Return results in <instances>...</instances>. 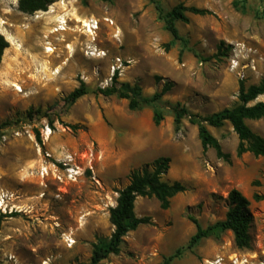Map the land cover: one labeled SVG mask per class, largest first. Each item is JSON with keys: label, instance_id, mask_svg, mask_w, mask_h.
Wrapping results in <instances>:
<instances>
[{"label": "rangeland", "instance_id": "obj_1", "mask_svg": "<svg viewBox=\"0 0 264 264\" xmlns=\"http://www.w3.org/2000/svg\"><path fill=\"white\" fill-rule=\"evenodd\" d=\"M17 1L0 0V34L9 44L0 64V190L13 194L16 205L0 213V264H88L92 243L113 231L109 208L131 171L161 156L170 158L162 179L179 181L186 190L174 195L167 209L153 196L136 197L135 215L150 222L128 232L120 253L99 264H160L177 248L182 253L170 264H207L217 257L222 264H262L264 199L253 195L264 196V156H236L237 136L226 123L208 127L230 154V161L218 159L212 148L203 153L197 128L187 119L175 132L167 109L154 125L151 107L132 111L127 100L95 90L109 86L118 71L119 82L138 84L146 96L171 82L163 99L181 102L192 113L233 106L239 81L249 86L264 79V0H247L244 10L235 0H159L165 11L183 3L212 12L175 22L188 47L203 57L215 54L221 42L230 46L226 56L206 62L179 40L172 42L148 0H55L33 14L19 11ZM78 18L97 20V29L87 32ZM234 54L239 65L232 69ZM116 58L124 66L112 71ZM81 81L89 92L64 105ZM258 101L264 102V95L252 103ZM246 123L264 137L263 120ZM45 125L52 133L42 144L36 136ZM42 165L48 167L44 176ZM54 168L61 180L51 173ZM69 169L76 172L72 178ZM232 188L250 201L252 248L238 249L230 231L186 248L195 231L187 215L203 227L223 219Z\"/></svg>", "mask_w": 264, "mask_h": 264}, {"label": "trees", "instance_id": "obj_2", "mask_svg": "<svg viewBox=\"0 0 264 264\" xmlns=\"http://www.w3.org/2000/svg\"><path fill=\"white\" fill-rule=\"evenodd\" d=\"M55 0H18V10L25 14H33L37 11H46ZM83 4L86 0H80ZM102 2L111 3L112 0H100ZM153 4L157 18L164 23V28L172 36V42L179 40L182 48L192 51L194 56L200 62H206L212 58L226 56L230 46H225L221 42L216 47V53L211 56L203 57L193 49L188 47V41L179 35L175 25L176 21L188 23V14L192 15H211L212 12L206 8L196 6H186L178 3L170 10L165 11L159 0H148ZM247 0H235L233 4L244 10ZM264 17V13L262 15ZM8 41L0 34V64L4 50L8 47ZM156 82L161 78L154 77ZM172 83L165 81L159 91L146 96L142 93L138 84H129L127 82L118 81V71H114L111 76L109 86L97 88L95 93L105 97L115 96L118 99L127 100L129 110H138L149 106L152 109V122L159 125L164 119L163 109H167L173 118V129L179 132L183 125V120L187 119L197 128L198 138L203 153L209 148L215 152L218 159L230 161V154L222 150L219 141L210 133L208 127L220 128L226 123L232 128L237 136V145L235 149L236 156L244 153H251L254 157L264 156V137L253 132L247 125V120H263L264 121V102H254L260 95H264V79L256 85L245 86L243 81L238 82V101L231 107L213 112L208 115H200L192 113L181 102H169L163 99L164 95L170 91ZM89 92L86 84L81 81L69 94L63 98L66 106L73 105L79 98ZM30 113V112H29ZM37 139L40 140L38 132ZM170 165L169 157H157L151 163L135 168L129 175V183L118 191L115 205L109 208V220L113 226V231L109 237H97L92 243L91 256L88 264H99L109 255H118L121 251V244L128 232L135 230L141 224L150 222L148 217H137L134 211V201L138 196L155 197L159 202L161 209H167L170 205V199L186 190L184 184L179 181L168 183L162 179L167 174ZM254 200H262L264 196L254 194ZM228 208L224 218L203 227L199 220L188 214V219L195 227L194 233L190 236L186 248L192 249L197 246L202 239L219 238L224 231H231L233 241L238 249L250 250L252 248V237L250 228L253 221V215L250 210L249 199L236 188H232L227 196ZM10 214L9 216H13ZM4 215L0 214V225ZM182 248H177L171 255L164 256L160 264H170L171 261L180 256Z\"/></svg>", "mask_w": 264, "mask_h": 264}, {"label": "built area", "instance_id": "obj_3", "mask_svg": "<svg viewBox=\"0 0 264 264\" xmlns=\"http://www.w3.org/2000/svg\"><path fill=\"white\" fill-rule=\"evenodd\" d=\"M89 23H90V26L93 28V30L98 27V21L97 20H90ZM111 23H112V21H111ZM237 50H239L238 47L234 50V52H236ZM101 54L104 55V53H101ZM98 55H100V53ZM236 57H237V55L234 54V56L231 57V59H230V66L232 69L237 68L239 65V61ZM126 62L130 63V60L126 61ZM123 66H124L123 61L120 58H116L115 64L111 66V69H112V71H114L115 69H119ZM51 133H52V130H51L50 126H48V125H45L40 130V139L42 141V144H45V142L50 137ZM14 134L18 135L17 132ZM51 173L53 175H55L58 180H61L60 173L58 172L57 168H54L51 171ZM67 173H68L69 178H72V176H75V174H76V172L73 169L67 170ZM46 174H48V167L42 165L40 167V175L44 176ZM13 201H14L13 194H9L8 192H6L4 190H0V213H3V214H5L7 212L10 213L14 209H16V205L13 203ZM65 242H66L67 246H71L73 244L74 240H73V238H70L68 236V237H66ZM207 264H222V259L217 257L212 261H207ZM262 264H264V261L262 262Z\"/></svg>", "mask_w": 264, "mask_h": 264}, {"label": "bare ground", "instance_id": "obj_4", "mask_svg": "<svg viewBox=\"0 0 264 264\" xmlns=\"http://www.w3.org/2000/svg\"><path fill=\"white\" fill-rule=\"evenodd\" d=\"M76 21L77 22H82V26H84V27H86V30H87V32H92V30H93V28L90 26V24L89 23H87V21H85V20H80L79 18L78 19H76ZM64 23H66V22H63V24ZM95 29H97V28H95ZM61 30H65V28H61ZM54 31H58V29H54ZM7 39V38H6ZM8 41V40H7ZM67 48L71 51V52H74V49H72L70 46H67ZM47 51H52V49H46ZM17 89H18V87H17Z\"/></svg>", "mask_w": 264, "mask_h": 264}, {"label": "crops", "instance_id": "obj_5", "mask_svg": "<svg viewBox=\"0 0 264 264\" xmlns=\"http://www.w3.org/2000/svg\"><path fill=\"white\" fill-rule=\"evenodd\" d=\"M247 122V121H246ZM231 232V231H230ZM232 233V232H231ZM203 240V239H202Z\"/></svg>", "mask_w": 264, "mask_h": 264}]
</instances>
